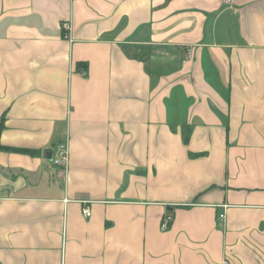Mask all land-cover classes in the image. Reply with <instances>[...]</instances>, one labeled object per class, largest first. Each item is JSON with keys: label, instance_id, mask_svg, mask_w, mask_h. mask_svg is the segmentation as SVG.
<instances>
[{"label": "crops", "instance_id": "0c3cea01", "mask_svg": "<svg viewBox=\"0 0 264 264\" xmlns=\"http://www.w3.org/2000/svg\"><path fill=\"white\" fill-rule=\"evenodd\" d=\"M0 264H264V0H0Z\"/></svg>", "mask_w": 264, "mask_h": 264}, {"label": "built area", "instance_id": "2783aa9c", "mask_svg": "<svg viewBox=\"0 0 264 264\" xmlns=\"http://www.w3.org/2000/svg\"><path fill=\"white\" fill-rule=\"evenodd\" d=\"M233 0H223L224 4L226 5H230L232 3ZM64 28L69 31L70 28L68 26V23L63 24ZM188 56L189 53H188ZM69 150H68V142L67 140H64L63 142L59 143L56 147V153L54 155V157L52 158V163L56 166H59L63 169L66 168L67 164H68V158H69ZM82 213L85 216H90V211L88 208H83L82 209ZM224 216V214H219V217L222 218ZM171 221V215L166 213L162 216L161 218V222H160V230L164 231L166 230L169 222Z\"/></svg>", "mask_w": 264, "mask_h": 264}, {"label": "trees", "instance_id": "16d2710c", "mask_svg": "<svg viewBox=\"0 0 264 264\" xmlns=\"http://www.w3.org/2000/svg\"><path fill=\"white\" fill-rule=\"evenodd\" d=\"M187 140H188V135H187V134H186V135L184 134V136H183V141H184V142H187Z\"/></svg>", "mask_w": 264, "mask_h": 264}]
</instances>
